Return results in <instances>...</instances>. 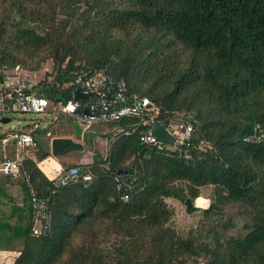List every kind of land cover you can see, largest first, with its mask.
<instances>
[{
  "label": "trees",
  "instance_id": "16d2710c",
  "mask_svg": "<svg viewBox=\"0 0 264 264\" xmlns=\"http://www.w3.org/2000/svg\"><path fill=\"white\" fill-rule=\"evenodd\" d=\"M5 2L0 70L17 48L47 46L56 74L35 89L52 104L73 98L82 70L108 67L128 93L159 103L161 118L184 112L201 122L189 158L141 143L132 131L140 117L109 122L117 136L107 157L85 165L89 182L57 185L25 159L22 173L49 199L51 218L42 235L32 222L23 230L14 264H264V0ZM115 32L119 43L100 53L81 48ZM206 186L210 202L197 207ZM169 198L200 210L199 232H177Z\"/></svg>",
  "mask_w": 264,
  "mask_h": 264
},
{
  "label": "built area",
  "instance_id": "2783aa9c",
  "mask_svg": "<svg viewBox=\"0 0 264 264\" xmlns=\"http://www.w3.org/2000/svg\"><path fill=\"white\" fill-rule=\"evenodd\" d=\"M116 59V57H114ZM77 89L89 94L82 98H75L66 103H54L38 90L35 84L27 79H19L15 82L0 81V113H18L45 115L50 111L61 112L68 116L78 118L88 123L117 121L125 116H137L140 123L132 131L138 132L139 140L143 144L155 146L158 149H177L187 158L190 157V141L194 132L200 127L201 122L197 118H191L186 113H177L161 118V105L149 96L137 93H128L127 83L124 77H116L108 67L95 69L92 72L82 70L75 78ZM32 123L36 124V120ZM166 124L168 132L174 136L173 144L161 141L151 132V123ZM6 139H13L17 145L23 148H38L35 137L28 132L13 128ZM246 141H258V134L245 137ZM24 166L23 158L0 160V173L13 177L22 176ZM93 178L92 171L82 163L66 167L56 177L55 184L66 185L79 181L89 182ZM117 181L123 179L116 177ZM29 188L30 203L33 215L32 232L42 235L50 225L51 210L49 199L39 196L30 179L25 176ZM120 186V184H119ZM126 200L127 194L122 195Z\"/></svg>",
  "mask_w": 264,
  "mask_h": 264
},
{
  "label": "rangeland",
  "instance_id": "374dc122",
  "mask_svg": "<svg viewBox=\"0 0 264 264\" xmlns=\"http://www.w3.org/2000/svg\"><path fill=\"white\" fill-rule=\"evenodd\" d=\"M7 5H9V2L2 3L0 6V20L7 14ZM25 17L26 16L22 18ZM27 18L28 22L26 23L28 25L34 26L36 24V19L33 17ZM19 19H21V17H19ZM23 24H25V22ZM135 31L136 30H133L131 34H135ZM39 33L44 32L39 31ZM116 33L117 32H115V34H99V36L94 35L92 42L89 43L87 47L82 44L81 48L84 47L85 49H83L89 54L100 53L103 49H108L110 45L119 43L122 36L117 33L121 36L119 37ZM124 41L127 42V39H124ZM16 59H19V61L17 64H14ZM54 63L53 52H50L47 46L17 48L14 56L7 58V67L4 68V70H0V75H3L5 81L10 83L23 78L36 84L44 79L51 80L55 76L56 71L54 70ZM56 112L57 111L53 113L54 115L51 113H46L45 115L13 113L10 116L11 121L9 123L0 124V137L10 134L14 126L28 133H32L35 128L40 130V133L36 135L40 149L35 152V156L39 158L43 150H51L50 143L52 138L48 132H52L53 129L56 130L58 126H60L63 128V133L71 132L74 136L73 138H77L76 141L83 144L82 150L70 151L62 155V157H64V163L62 164L63 168L76 163H82L84 165L93 164L95 161L105 158L110 154L111 146L118 132L114 125L109 122L88 123L87 121L66 114H55ZM0 116L3 115L0 113ZM53 116H57V120L56 118L53 119ZM33 119L36 120L35 125H32ZM7 148L8 155L4 156V152L1 151V158H13L15 156V150L10 144ZM52 157H54V155H52ZM133 161L134 156L126 159L124 166L129 167ZM63 168L56 169L53 176L54 180L63 171ZM212 189V186L203 187L201 189V196L205 198L202 201H196L194 205L197 207L207 206L210 200L206 197L210 196ZM168 201L171 203L174 210L170 224L175 227L177 232L182 235H188L190 231L195 229V232H199L200 210L196 209L191 211L188 203L178 199L169 198ZM229 210L231 209L229 208L228 211ZM200 260L202 259L200 258L199 261ZM187 264H194V261L188 260Z\"/></svg>",
  "mask_w": 264,
  "mask_h": 264
},
{
  "label": "crops",
  "instance_id": "0c3cea01",
  "mask_svg": "<svg viewBox=\"0 0 264 264\" xmlns=\"http://www.w3.org/2000/svg\"><path fill=\"white\" fill-rule=\"evenodd\" d=\"M49 113L53 114L51 111ZM1 114L3 116L10 117L13 113ZM55 114L63 113L56 112ZM55 118L57 120V116H53V119ZM32 125L35 124L33 123ZM13 128L17 127L14 126L12 129ZM62 129V127L58 126V129H53V131L48 132V134L51 138L70 137L74 139V136L71 132L63 133ZM36 130L38 129L35 128V130H33L35 132L33 136L35 137L38 144V148L36 149L27 147L23 148L22 146L17 145L13 139H6L9 134L3 135L0 138V160L14 159L20 156L23 158L24 162L27 158L32 159L36 165L41 168L43 174L49 180H54L53 176L56 169L61 167L63 168L62 164L64 163V157H62V155H54V157H52L53 154L51 150L48 149L47 151L43 150L39 158L36 157L35 152L40 149L36 136L38 133H40V130ZM74 140H77V138ZM9 144L15 150V156L13 158H1V151L4 152V156L8 155L7 146H9ZM43 153H45V156L42 155ZM41 155L44 157L42 158ZM24 181V174L20 177H13L4 173H0V264H14L15 258L19 255L24 246L23 230L29 224H31V222L33 223L30 195L26 187L27 185H25Z\"/></svg>",
  "mask_w": 264,
  "mask_h": 264
},
{
  "label": "water",
  "instance_id": "95a60500",
  "mask_svg": "<svg viewBox=\"0 0 264 264\" xmlns=\"http://www.w3.org/2000/svg\"><path fill=\"white\" fill-rule=\"evenodd\" d=\"M86 96H89V94L81 92L80 89H76L75 91L76 99L86 97ZM10 121H11L10 117H6V116L0 117V124H7ZM151 132L165 143L173 144L175 141L174 136L168 132L166 128V124L164 123L152 122ZM31 134L34 135L35 132L32 131ZM82 149H83V144L70 137H54L52 138V141H51V152L55 156H60L70 151H77V150H82ZM118 173L119 174L126 173V170H120L118 171ZM187 202L189 204V199L187 200Z\"/></svg>",
  "mask_w": 264,
  "mask_h": 264
}]
</instances>
